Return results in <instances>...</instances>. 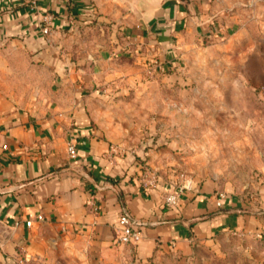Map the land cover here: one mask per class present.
<instances>
[{
    "label": "crops",
    "instance_id": "crops-1",
    "mask_svg": "<svg viewBox=\"0 0 264 264\" xmlns=\"http://www.w3.org/2000/svg\"><path fill=\"white\" fill-rule=\"evenodd\" d=\"M181 12L188 14L182 0H0V67L12 69L14 55L29 56V63L50 73L49 87L34 104L0 93V252L7 264L19 259L47 264L56 255L51 245L56 237L61 244L87 246L89 264L99 255L103 261L104 253L124 245L118 240L122 207L141 230L140 240L130 244L136 261L157 245L186 255L193 239L229 228L249 230L264 220V188L254 212L227 190L217 206L210 184L200 192L185 191L175 206L165 205L166 189L141 185L128 159L113 155L116 150L93 123L101 63L114 53L150 46L168 50L183 24ZM200 17L191 20L213 33L211 17ZM105 20L123 25L116 39L103 30L84 39L86 47L81 41L69 44L75 34ZM47 23L49 34L43 32ZM82 52L93 59L87 66ZM70 140L77 148L74 159L67 153Z\"/></svg>",
    "mask_w": 264,
    "mask_h": 264
},
{
    "label": "rangeland",
    "instance_id": "rangeland-1",
    "mask_svg": "<svg viewBox=\"0 0 264 264\" xmlns=\"http://www.w3.org/2000/svg\"><path fill=\"white\" fill-rule=\"evenodd\" d=\"M182 1L188 14L181 12L183 24L168 50L150 46L114 53L101 63L93 86V123L116 150L113 155L128 159L141 185L166 189L162 201L179 186L180 199L185 191L200 192L210 184L216 203L227 190L254 212L264 188V0ZM201 15L211 17L213 33L191 20L200 21ZM99 23L69 44L81 41L86 47L89 36L103 30L112 41L122 31L117 20ZM78 55L85 66L93 60L85 52ZM13 59L12 69L0 67V93L21 104L38 102L50 73L29 63V56ZM254 225L193 239L186 255L157 245L141 261L134 260L132 243L120 242L103 261L99 255L91 264H264V220ZM60 241L51 242L56 255L47 264H89L87 246ZM7 263L0 252V264Z\"/></svg>",
    "mask_w": 264,
    "mask_h": 264
},
{
    "label": "built area",
    "instance_id": "built-area-1",
    "mask_svg": "<svg viewBox=\"0 0 264 264\" xmlns=\"http://www.w3.org/2000/svg\"><path fill=\"white\" fill-rule=\"evenodd\" d=\"M50 26H51V23H47L45 26H43V32L45 34L50 33ZM67 153L71 159H74L77 157L76 145L71 140L67 143ZM149 183L150 185L153 186L152 182H149ZM182 190H183V186L182 187L179 186L174 191L166 194V196H164L163 198L165 205L170 206V207L175 206L178 203V199L180 197L179 191H182ZM224 198H225V193L220 192L217 198V205L220 206ZM37 218L39 220H42L43 216L38 215ZM118 222L121 227L119 238H118L119 242L123 244H128V243H137L140 240L141 230L140 228H137L138 223L135 221L131 212L126 207H122V212H121ZM31 224H32V219L30 218L27 220V225L31 226Z\"/></svg>",
    "mask_w": 264,
    "mask_h": 264
}]
</instances>
